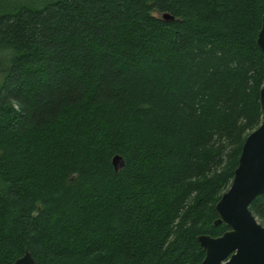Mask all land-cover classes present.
I'll list each match as a JSON object with an SVG mask.
<instances>
[{
    "label": "trees",
    "instance_id": "obj_1",
    "mask_svg": "<svg viewBox=\"0 0 264 264\" xmlns=\"http://www.w3.org/2000/svg\"><path fill=\"white\" fill-rule=\"evenodd\" d=\"M263 11L0 0V264H199L262 120ZM249 208L264 226V192Z\"/></svg>",
    "mask_w": 264,
    "mask_h": 264
},
{
    "label": "water",
    "instance_id": "obj_2",
    "mask_svg": "<svg viewBox=\"0 0 264 264\" xmlns=\"http://www.w3.org/2000/svg\"><path fill=\"white\" fill-rule=\"evenodd\" d=\"M161 18L173 19L167 12ZM256 43L264 52V11ZM259 102L262 120L246 135L230 186L214 205L218 214L214 224L224 223L228 229L217 236L198 235L204 251L199 264H264V226L249 208L250 202L264 192V82ZM112 165L115 170L120 169L124 165L122 156L114 154ZM10 264H36V261L26 249Z\"/></svg>",
    "mask_w": 264,
    "mask_h": 264
},
{
    "label": "rangeland",
    "instance_id": "obj_3",
    "mask_svg": "<svg viewBox=\"0 0 264 264\" xmlns=\"http://www.w3.org/2000/svg\"><path fill=\"white\" fill-rule=\"evenodd\" d=\"M231 181H232V179H231ZM230 186V185H229Z\"/></svg>",
    "mask_w": 264,
    "mask_h": 264
}]
</instances>
